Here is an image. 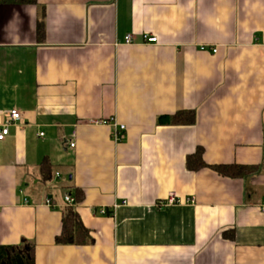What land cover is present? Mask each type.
<instances>
[{
    "label": "crops",
    "instance_id": "crops-1",
    "mask_svg": "<svg viewBox=\"0 0 264 264\" xmlns=\"http://www.w3.org/2000/svg\"><path fill=\"white\" fill-rule=\"evenodd\" d=\"M12 109L23 119L0 141V245L34 242L36 264H264V0L2 7L0 123ZM184 110L195 125L168 124ZM95 119L124 125L122 141ZM198 147L209 165L261 170L188 171ZM77 190L95 242L59 246ZM170 193L179 204H164Z\"/></svg>",
    "mask_w": 264,
    "mask_h": 264
},
{
    "label": "trees",
    "instance_id": "trees-1",
    "mask_svg": "<svg viewBox=\"0 0 264 264\" xmlns=\"http://www.w3.org/2000/svg\"><path fill=\"white\" fill-rule=\"evenodd\" d=\"M39 0H0L2 7H25L34 6ZM37 38L40 43L46 40L45 16L42 13L37 22ZM197 115L194 110L179 111L173 116L167 117V122L172 126H192L195 125ZM205 150L198 147L196 151L187 156L185 167L188 171L198 172L209 168L221 177L231 179H243L260 172V166H245L238 164H218L209 165L204 160ZM41 182L48 183L53 180V168L48 158L40 164ZM71 196V195H70ZM75 203L68 205L63 210L61 233L55 238V243L59 246H90L95 240L91 231L84 225L77 206L84 201V194L76 191L74 195ZM225 237H231L225 233ZM36 249L34 242L23 240L18 245H0V264H36Z\"/></svg>",
    "mask_w": 264,
    "mask_h": 264
},
{
    "label": "built area",
    "instance_id": "built-area-1",
    "mask_svg": "<svg viewBox=\"0 0 264 264\" xmlns=\"http://www.w3.org/2000/svg\"><path fill=\"white\" fill-rule=\"evenodd\" d=\"M126 44H132V36L128 35L125 38ZM144 42L146 44H154L158 43L157 37L149 36V35H144ZM213 53H217V50H214ZM23 119V115L21 112H19L17 109H12L8 112L7 114V120L3 123H0V141H4L7 136L10 134V127L16 123L21 122ZM114 119H95L90 121V125L94 126H113L114 131H113V138L116 142H121L123 139V131L126 130V127L124 125H119L116 120ZM43 136V134H41ZM75 135L72 136V139L70 141V147L75 148L76 144L74 141ZM65 202L68 205H73L75 203V200L72 196L66 195L65 196ZM190 203H193L194 200L190 199ZM50 204L51 201H48ZM180 201L176 198L175 193H170L168 195L167 200L164 202L165 205H176L179 204ZM264 210V209H263ZM102 215H106L107 211L106 209H102L100 212Z\"/></svg>",
    "mask_w": 264,
    "mask_h": 264
}]
</instances>
